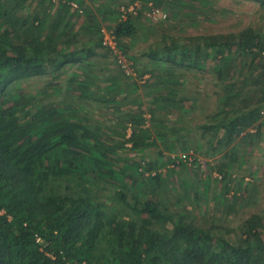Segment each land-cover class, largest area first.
<instances>
[{
  "label": "trees",
  "instance_id": "obj_1",
  "mask_svg": "<svg viewBox=\"0 0 264 264\" xmlns=\"http://www.w3.org/2000/svg\"><path fill=\"white\" fill-rule=\"evenodd\" d=\"M135 1L0 0V264H264L260 186L238 173L240 148L264 140V0L242 28L187 34L174 29L231 8L138 0L123 17ZM149 3L166 17L147 19ZM107 22L135 76L104 45ZM103 55L118 72L92 71ZM89 101L121 114L107 124ZM193 149L214 158L211 193Z\"/></svg>",
  "mask_w": 264,
  "mask_h": 264
},
{
  "label": "rangeland",
  "instance_id": "obj_2",
  "mask_svg": "<svg viewBox=\"0 0 264 264\" xmlns=\"http://www.w3.org/2000/svg\"><path fill=\"white\" fill-rule=\"evenodd\" d=\"M135 2H138V0L135 1ZM135 2L130 3V4H134ZM215 3H216V6L218 8H225V9L231 8L227 12L218 13V16H219L218 17L219 18L218 22L203 21L202 19H200L202 15L199 14V15L194 16V18L199 19L197 24L189 23V24H187L185 26L177 27V29H174V31L181 32L182 34H187L189 32L203 31L204 29H208V30H224V31H226L228 29L242 28L249 21L255 19L256 17L258 18V16L256 15V12H255L256 3L254 1H250V0H216ZM130 4L121 5L120 9L122 10V12H123V7L124 6L128 7ZM75 5H77V4H75ZM135 7H137V6H135ZM139 11H140V9L138 10V12ZM149 11H150V7L147 10H145V12H144L145 13V17H147V19H150L152 23L159 22L160 21L159 19L156 20V19H153L152 17L148 16V12ZM123 14H124L123 17H125L126 14L125 13H123ZM158 17L161 19L162 16L158 15ZM107 24L111 25L112 23H108V22L105 23L104 29H106L107 32H109V30L107 28ZM158 37H159V35L156 33V34H153L152 36L148 37L147 39L140 38L139 40H137L136 46L132 48V52L136 53V52H138V50L139 51H141V50L143 51L149 45L150 42H153ZM113 49H114L115 53H118L117 59H118V62H120V63L122 62L121 63L122 64V68L128 74H132V75L135 76L136 75L135 74L136 71L131 66V61H129L125 57V55H123L122 51L117 46L115 48H113ZM95 59L101 61L102 63L100 65H98V68H96V69L93 68L92 69L93 72H97V70L99 72H103V70H104L103 69V66H104L103 64H108L110 69L113 70V72H115V73L118 72V68H116V65H114V63H112L114 66L111 64V62L114 61V57H112V56H108L107 57V56L103 55V56H100V58L96 57ZM105 70H104V72H106L108 69L106 71ZM148 76H149V74L145 75L144 78H147ZM210 79L211 78L208 77V78L202 79L201 81H198V79L195 78V79L190 81V84H191V86H194V87L197 86V89H195L196 92L200 93L201 95H204V94H202V93H204L203 92L204 89L208 90L209 92H213L214 86H213V83H212V81ZM139 82L140 83L144 82V79H141V81H139ZM43 83H44V81L42 79L31 78L25 84V86H27L29 88L30 87L33 88L34 86L38 87L40 85H43ZM32 90H34V88ZM206 94H209V93L206 92ZM90 102L91 101L85 102V103L89 107L97 109V110H95V112H93L94 118L95 119H101V120L105 121L107 124H110L112 121H114L115 119L118 118L119 114H121V112H119L117 109L112 111L115 108L114 105H112V106H110L108 108L104 107V108H101L100 110H98V108L100 106L98 107V105L95 102H93V104L92 103L90 104ZM205 112H204L203 108H200V105H197L196 111H195L194 114L197 116V119L199 117H200L199 119H201L203 117L204 118L207 117L208 113H205ZM147 116H149V114H147ZM197 119L191 121V124H194L196 121H199ZM128 146H130V145H128ZM260 146H261V149L255 148L253 146H250V147H246V146L243 147L242 146L240 148V152L242 154L243 153L245 154L247 162L244 164V168L242 170L238 171V173L239 174H244L246 176L247 180L253 181L255 179V181L259 184V186H260L259 188H260L261 192H260V199H259V203H258L257 207L261 208V207L264 206V140L262 141ZM254 148H255V150H254ZM251 150H253V152H251ZM124 152L130 153V150L127 149V150H124ZM163 152L166 154V156L164 157L165 160H168V155L167 154L170 153V152L168 151V149L167 150L164 149ZM191 153H194L193 155L197 156L198 159L200 160V162H202V164H203L201 168H197L195 165H190L191 166V170L193 171L195 177H198V176H201V175L202 176L208 175L211 172V170L208 169L206 162L207 161H213L214 158L213 157H209L207 155H202L196 149H193L191 151ZM150 156L151 157H159V152L157 151V149H154L152 152H150ZM172 156H175V154H172ZM170 165L173 166L174 164H170ZM257 167H258L257 174L253 175L252 174L253 170L255 168H257ZM211 174H212V177H211L212 183H211L210 193L212 192L213 187H214V184H213L214 183V181H213L214 177L218 173H217V171H213L212 173H210V175ZM202 202L205 205V198H203ZM208 203H209V206L211 205L210 211H212V202L208 201ZM254 208L255 207H253V206L249 207L248 209H246V211L249 213ZM201 212H203V211H201V209L197 208L196 213L200 217H203V213H201ZM208 217L210 218L211 215L209 214ZM233 222H235L234 218L232 219V223Z\"/></svg>",
  "mask_w": 264,
  "mask_h": 264
},
{
  "label": "built area",
  "instance_id": "obj_3",
  "mask_svg": "<svg viewBox=\"0 0 264 264\" xmlns=\"http://www.w3.org/2000/svg\"><path fill=\"white\" fill-rule=\"evenodd\" d=\"M139 2V1H138ZM135 2L134 4H130L128 7L124 6L123 7V11L124 13L127 15L128 12H133L135 14L138 13V10L141 8L142 3L141 2ZM150 4V11L148 12V16L152 17L153 19L156 20H161L163 18L166 17V12H164L163 10H161L159 7L153 6L152 3ZM137 6V7H135ZM158 15L162 16L161 19L158 17ZM126 17V16H125ZM109 32H107L106 29H104L103 27V36H104V40L103 43L104 45L111 47V48H115L117 46V39L115 34L113 33L112 29H108Z\"/></svg>",
  "mask_w": 264,
  "mask_h": 264
}]
</instances>
